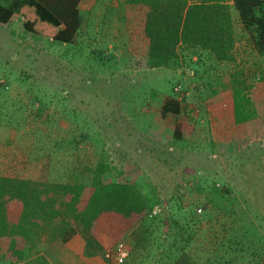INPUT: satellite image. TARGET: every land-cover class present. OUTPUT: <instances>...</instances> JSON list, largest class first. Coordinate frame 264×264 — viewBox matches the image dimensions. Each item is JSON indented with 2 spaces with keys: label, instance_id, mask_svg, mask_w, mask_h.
Segmentation results:
<instances>
[{
  "label": "rangeland",
  "instance_id": "rangeland-1",
  "mask_svg": "<svg viewBox=\"0 0 264 264\" xmlns=\"http://www.w3.org/2000/svg\"><path fill=\"white\" fill-rule=\"evenodd\" d=\"M224 1L232 59L179 44L173 65L153 68L144 61L140 11L123 0H80L72 42L29 33L12 14L0 24V175L75 179L86 191V177L102 162L109 175L134 184L148 207L157 211L160 204L190 226L193 259L216 254L210 264H264L257 218L245 237L229 238L246 221L245 193L264 189V98L255 115L250 97L257 86L264 92V57L257 59L231 0ZM231 89L249 100L242 109L252 116L244 121H233ZM164 95L178 98L179 113L159 114ZM175 120L192 125L184 139L171 136ZM165 211L154 232L167 229ZM145 223L119 237L126 248ZM52 241L48 229L40 230L26 244L24 260L110 262L85 256L75 239Z\"/></svg>",
  "mask_w": 264,
  "mask_h": 264
},
{
  "label": "trees",
  "instance_id": "trees-1",
  "mask_svg": "<svg viewBox=\"0 0 264 264\" xmlns=\"http://www.w3.org/2000/svg\"><path fill=\"white\" fill-rule=\"evenodd\" d=\"M79 1H0V24L16 13L20 17L21 27L27 32L59 42H72L80 24L77 6ZM123 2L136 5L140 11L146 67L173 65L177 59L176 47L179 44L206 50L216 60L232 59V22L224 0ZM231 3L242 30L250 39L251 47L264 56V0H231ZM250 97L256 107L252 114L259 115L261 99L264 98L261 86H257ZM228 103L233 121H244L252 116L242 109L249 100L241 92L231 89ZM180 108L177 97L164 95L158 110L164 116L168 113L177 114ZM191 131L192 125L187 121L175 120L171 136L174 140H181ZM108 171L109 167L104 163H95L90 175L86 177V191L83 182L75 179L58 181L0 175V263L19 261L18 264H21L26 244L42 229L51 232L52 242L62 245L72 238L79 242V251L85 256L100 255L110 261L104 256V252L140 221L146 223L134 237L133 243L127 247L125 258L120 263L110 261L108 264H210L218 259L216 254L213 255V260L206 254L201 262L193 259L189 249L190 226L178 221L170 211L160 208V204L157 211L148 207L134 184L114 178ZM252 198L258 200L257 206L253 204ZM243 200L245 207L242 210L247 213L243 216L247 222H244L239 233L229 238L245 237L255 218L259 221L258 227L262 224L264 230V189L255 194L247 191ZM79 201H82L80 208L77 207ZM249 204L253 208L248 207ZM164 211L167 229L154 232L157 223L163 219ZM148 236H152V240L147 239ZM258 240V249L264 250L261 232ZM249 246L245 243L242 245L244 248ZM242 247L238 249L241 250ZM256 253L258 254L257 251ZM262 254L264 253L260 254L263 258ZM51 260L49 262L40 255L33 261L24 260L22 264H63L54 256ZM261 263H264L263 259Z\"/></svg>",
  "mask_w": 264,
  "mask_h": 264
},
{
  "label": "built area",
  "instance_id": "built-area-1",
  "mask_svg": "<svg viewBox=\"0 0 264 264\" xmlns=\"http://www.w3.org/2000/svg\"><path fill=\"white\" fill-rule=\"evenodd\" d=\"M197 210H199V208H197ZM126 252L127 248L124 246L123 241L120 239L116 241L109 250H106V252H104V256L109 258L110 261L114 263H120L125 258Z\"/></svg>",
  "mask_w": 264,
  "mask_h": 264
},
{
  "label": "crops",
  "instance_id": "crops-1",
  "mask_svg": "<svg viewBox=\"0 0 264 264\" xmlns=\"http://www.w3.org/2000/svg\"><path fill=\"white\" fill-rule=\"evenodd\" d=\"M252 51L256 54L258 60H261V61L263 60V57H264L263 55H260V54L256 53V52L253 50V48H252ZM261 58H262V59H261Z\"/></svg>",
  "mask_w": 264,
  "mask_h": 264
}]
</instances>
